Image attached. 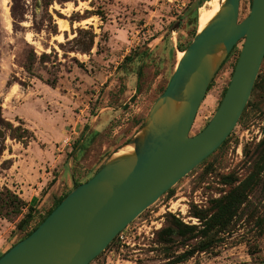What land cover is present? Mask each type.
Returning a JSON list of instances; mask_svg holds the SVG:
<instances>
[{"label":"rangeland","instance_id":"1","mask_svg":"<svg viewBox=\"0 0 264 264\" xmlns=\"http://www.w3.org/2000/svg\"><path fill=\"white\" fill-rule=\"evenodd\" d=\"M42 2L0 0L1 114L13 125L24 122L34 134L25 147L5 140L0 188L21 196V182L26 189L21 197L38 193L39 200L56 185L64 193L74 180L90 178L109 156L125 148L164 90L178 60V46L192 41L196 12L209 4L204 0L197 10L195 0H53L48 7ZM250 2L240 0L239 21L247 16ZM94 11L102 16L90 14ZM90 31L94 39L89 53L77 50L87 44ZM241 44L233 47L212 79L190 135L201 130L217 108ZM30 48L37 55L48 53L31 74L22 67L23 54ZM255 83L225 144L132 220L88 264H264V148L259 146L264 138V58ZM6 159L11 165L1 164ZM253 172L254 186L230 231L214 246L181 259L184 248L178 237L166 245L157 242L156 234L170 215L198 225L191 211L206 209L225 194L232 186L226 176L237 184ZM51 196L52 204L56 196ZM49 206L43 204L25 229L16 228L18 218L0 216V253L31 229Z\"/></svg>","mask_w":264,"mask_h":264},{"label":"water","instance_id":"2","mask_svg":"<svg viewBox=\"0 0 264 264\" xmlns=\"http://www.w3.org/2000/svg\"><path fill=\"white\" fill-rule=\"evenodd\" d=\"M202 0H195L198 8ZM206 1V0H205ZM221 0L183 50L164 88L125 148L72 186L0 264H88L132 220L217 149L236 126L264 58V0ZM242 41L229 83L207 124L190 135L216 72Z\"/></svg>","mask_w":264,"mask_h":264},{"label":"trees","instance_id":"3","mask_svg":"<svg viewBox=\"0 0 264 264\" xmlns=\"http://www.w3.org/2000/svg\"><path fill=\"white\" fill-rule=\"evenodd\" d=\"M52 1L53 0H43V7H48L50 4H52ZM213 1L214 0H209V3ZM90 14L100 15L98 11H94ZM12 15L15 18L13 9ZM100 16H102V14ZM84 17L87 16L85 15ZM195 18H197V12ZM77 30L78 32H81L84 29L78 28ZM195 32L196 30L194 31L193 36ZM93 39L94 33L90 31L87 44L82 45L81 47H77V50L89 53L93 45ZM188 45L189 43L183 47L178 46V49L180 51H183ZM51 52H54V49H52ZM47 58L48 53L42 52L40 55H37L36 52L32 48H30L23 54L22 67L26 72L31 74L35 63L44 62L47 60ZM53 82L54 81L49 82L50 85H53ZM255 85L256 83L254 84V86ZM7 138L21 143L25 147L31 140L34 139V134L32 130H30L22 121H19L18 125H13V123L6 120L2 116L0 109V155L4 150V142ZM226 140L227 139H225V141L221 145L225 144ZM263 144L264 138L259 143V146L262 147V149L264 148ZM7 163L11 165L10 159L3 160L1 164L4 165ZM85 180H74L73 185L76 186L77 184ZM224 180H229V183L232 184L230 189L225 194L216 199H213L206 209L194 208L191 211L192 215L196 217L200 222L198 225L184 224L180 219L170 215V220L168 221V223L165 224L156 234L157 242L166 245L173 241V236L178 237L182 241V245L184 248L183 252L179 255L181 259H186L192 256L195 252H203L214 246L215 243L218 242L221 238V234H225L230 231V228L236 220L239 208L246 201L250 190L256 182V172L251 173L246 178L239 181L237 184H235L237 179L229 175L226 176ZM67 192L68 191H65L64 193H61V195L54 198L52 205L43 215H41L40 219L31 229L26 230L24 235L19 240L26 237L32 230H34L35 227L61 201V199ZM38 212L39 209H37L36 206L31 205L28 201L19 196L15 191H12L6 186H2L0 188V216L7 220L18 218L16 228L25 229L27 225L33 220L34 216L39 214ZM3 253L4 252H1L0 256Z\"/></svg>","mask_w":264,"mask_h":264},{"label":"crops","instance_id":"4","mask_svg":"<svg viewBox=\"0 0 264 264\" xmlns=\"http://www.w3.org/2000/svg\"><path fill=\"white\" fill-rule=\"evenodd\" d=\"M15 178H17L16 177V175H15ZM21 180V179H20ZM55 183L56 184H58L59 183V180L58 179H56L55 180ZM73 186V185H72ZM71 186V187H72ZM70 189V188H69ZM17 191H18V193L21 195V196H23L25 193H26V189H25V185H23L21 182H20V186H19V188L17 189ZM52 192V193H51ZM61 190L59 189V187H58V185H56V187L54 188H52V189H50V191L41 199V200H39V198L37 197V195H38V193L36 194V193H29V195H27V197H23V199L24 200H26V201H28L31 205H33V206H36V208L37 209H40V207L43 205V204H46V205H52L51 203H50V200H49V194H50V196L51 197H53V196H59V195H61ZM55 194H57V195H55ZM55 197V198H56ZM49 206V207H50ZM41 211L39 210V212L38 213H40ZM6 251V249L4 250V251H2V252H5Z\"/></svg>","mask_w":264,"mask_h":264},{"label":"bare ground","instance_id":"5","mask_svg":"<svg viewBox=\"0 0 264 264\" xmlns=\"http://www.w3.org/2000/svg\"><path fill=\"white\" fill-rule=\"evenodd\" d=\"M220 0H214L213 2L209 3L207 6L201 8L197 14L196 22L197 28L200 30L207 21L216 13L219 8ZM178 59L181 57L182 52L178 50L177 52Z\"/></svg>","mask_w":264,"mask_h":264},{"label":"built area","instance_id":"6","mask_svg":"<svg viewBox=\"0 0 264 264\" xmlns=\"http://www.w3.org/2000/svg\"><path fill=\"white\" fill-rule=\"evenodd\" d=\"M178 216V215H177ZM179 217V216H178ZM180 218V217H179ZM183 222L188 223L186 220L180 218ZM194 222V221H193Z\"/></svg>","mask_w":264,"mask_h":264}]
</instances>
